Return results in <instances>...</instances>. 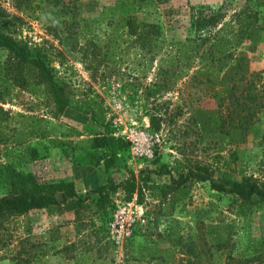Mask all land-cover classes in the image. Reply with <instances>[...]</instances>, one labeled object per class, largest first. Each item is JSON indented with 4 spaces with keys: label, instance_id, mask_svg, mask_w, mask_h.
Returning <instances> with one entry per match:
<instances>
[{
    "label": "rangeland",
    "instance_id": "374dc122",
    "mask_svg": "<svg viewBox=\"0 0 264 264\" xmlns=\"http://www.w3.org/2000/svg\"><path fill=\"white\" fill-rule=\"evenodd\" d=\"M116 2L76 0V28L66 35L58 19L0 0L8 33L45 47L70 102L56 114L46 99L11 88L3 69L7 53L0 48V107L14 117H0V196L8 191L1 172L7 151L18 142L39 151V160L17 168L39 184L72 183L84 194L109 179L136 176L132 196L120 190L103 210L90 200L78 212L61 207L9 219L0 230V264H264V200H241L196 176L217 185L249 179L264 187V112L244 119L243 83L234 91L230 82L218 86V97L211 96L197 73L209 44L188 42L197 36L195 14L222 11L232 24L224 34H231L237 14H249L241 25L263 19L264 2L168 0L136 12L139 38L129 36ZM256 41L237 44L238 51L249 54L253 68L264 69V34ZM133 129L154 136L152 160L132 154L126 136ZM105 132L119 140L108 173L83 143ZM52 141L64 143L69 157ZM189 171L194 175L184 184H172Z\"/></svg>",
    "mask_w": 264,
    "mask_h": 264
},
{
    "label": "trees",
    "instance_id": "16d2710c",
    "mask_svg": "<svg viewBox=\"0 0 264 264\" xmlns=\"http://www.w3.org/2000/svg\"><path fill=\"white\" fill-rule=\"evenodd\" d=\"M168 0H117L115 10L118 18L124 23V28L128 29L129 36L139 38V23L136 12L148 7L158 6L166 3ZM246 2L256 3L264 0H245ZM13 8L26 13V11H37L39 18L44 17L58 19L61 24L62 32L66 35L71 29L76 28V15L74 4L76 0H10ZM202 13L195 14L192 17L191 26L195 30L196 39H189L188 42L195 43L200 40L201 44L208 43V50L201 52L199 57L200 67L197 73L202 74L201 83L206 85L208 93L211 96L218 97L219 87L230 82L231 89H238L243 83L240 97L244 99L239 105L242 112H245L244 119H257V116L264 112V69L253 68L250 56L247 52L238 51V45L241 42H247L248 45L256 44V38L264 34V18L258 22H248L249 15L244 11L233 17L237 24L236 30L231 34H224L229 28L230 21L225 20L222 11L205 10ZM5 11L0 4V48L5 50L6 60L4 62L5 77L11 78L12 87H18L36 99H46L51 103L52 111L56 114H62L69 107V96L67 87L56 78L49 53L45 47L33 45L23 40L15 38L8 33L6 25ZM52 24V22H51ZM220 26V27H219ZM54 27V26H53ZM219 27V28H218ZM230 32V31H229ZM154 37L155 31L149 33ZM71 36V35H69ZM226 47L225 50L219 48ZM218 50V51H217ZM219 52V53H218ZM218 54V55H216ZM8 91V89H6ZM3 94V93H2ZM0 94V100L5 102L3 95ZM239 101V100H238ZM237 101V103H238ZM85 106V107H84ZM88 105H83V111L88 113ZM1 119L11 121L14 117L10 116L9 111L0 107ZM22 119H33L22 114H17ZM96 119L95 117H92ZM152 119H156L152 117ZM8 123V122H7ZM158 127V125H156ZM3 129H0V135ZM85 148L91 153L88 154L95 164H103L105 173L114 167L118 158L119 140L111 133H98L93 137L83 141ZM54 147H62L64 143L52 141ZM7 162L2 167L4 173L3 182L8 190L6 194L0 196V230L4 229L9 219H17L33 211L53 210L61 207L78 212L86 206L88 201L103 210L110 206L112 195L122 190L127 196H132L136 190V176L130 172L129 177H125L121 182L116 183L109 179L106 184L87 191L86 193H77L72 183L59 182L52 184H39L31 174H23L17 171V168L39 160L41 158L39 151L30 146L18 142L13 151H7ZM65 157L69 154L61 148ZM80 163H76L79 165ZM157 175L165 174V171H159ZM194 175L189 171L184 176L177 179L171 178L174 185L184 184L190 176ZM200 180H209L211 187L219 192L236 195L241 200H248L256 196L264 200V187L249 179H242L230 185L227 183L217 185L207 177L196 175ZM53 191L59 192L58 199Z\"/></svg>",
    "mask_w": 264,
    "mask_h": 264
},
{
    "label": "built area",
    "instance_id": "2783aa9c",
    "mask_svg": "<svg viewBox=\"0 0 264 264\" xmlns=\"http://www.w3.org/2000/svg\"><path fill=\"white\" fill-rule=\"evenodd\" d=\"M132 154L138 159L152 160L154 157V136L146 129H133L126 136Z\"/></svg>",
    "mask_w": 264,
    "mask_h": 264
}]
</instances>
